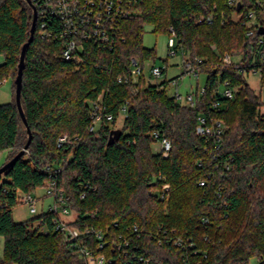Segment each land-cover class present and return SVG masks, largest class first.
Listing matches in <instances>:
<instances>
[{
  "label": "trees",
  "instance_id": "1",
  "mask_svg": "<svg viewBox=\"0 0 264 264\" xmlns=\"http://www.w3.org/2000/svg\"><path fill=\"white\" fill-rule=\"evenodd\" d=\"M257 1L239 0V7L228 0H143L121 21L112 48L84 41L81 57L74 61L62 56L59 37H42L37 20L21 95L32 140L17 163L0 175V264H83L75 243L54 229L53 212L21 221L14 217L19 193H33L51 178L77 214L71 224L116 232L137 224L144 250L160 262L186 264L182 249L169 241L182 237L191 238L198 251L188 254V264H250L254 256L264 264V101L240 68L248 63L260 32L249 36L243 20L233 19L247 6L264 22V0L262 5ZM33 16L28 0H0V81L12 82V100L0 101V154L6 152L9 159L28 142L15 79ZM201 16L205 20L199 23ZM147 24L170 34L172 27L177 46L207 73L206 90L197 94L195 106L170 95L168 79L147 82L144 66L150 60L154 66L157 59L155 48L143 43ZM225 53L242 59L225 64ZM227 80L236 89L232 99L221 95ZM101 93L114 119L91 131V101ZM214 100L220 107L212 105ZM124 105L122 135L108 145ZM201 113L225 123L219 144L197 133ZM155 133L171 140L168 157L155 152ZM63 134L78 139L59 148ZM48 165L61 170L49 173ZM164 182L171 188L161 198L158 189ZM41 218L44 230L36 225Z\"/></svg>",
  "mask_w": 264,
  "mask_h": 264
},
{
  "label": "built area",
  "instance_id": "2",
  "mask_svg": "<svg viewBox=\"0 0 264 264\" xmlns=\"http://www.w3.org/2000/svg\"><path fill=\"white\" fill-rule=\"evenodd\" d=\"M143 0H31L33 6L37 11V20H39V32L42 37L60 38L62 40V56L67 61H74L81 57V52L84 49V41H92L95 44L104 46L105 48H112L115 43V38L120 33L121 21L131 16L136 7L141 4ZM230 4H239V0H228ZM258 5H262L260 0ZM233 19L243 20L247 28L249 36L260 32V28L264 26L258 13L253 8L244 7L240 12L233 14ZM205 17L201 16L197 22H202ZM211 21V18H208ZM52 22L54 24H52ZM171 36L168 41L169 54L175 53L178 48V40L171 27ZM178 47V48H177ZM215 48V45L211 46ZM242 56L234 57L230 53H225L222 56V61L225 64H235L240 62ZM199 62L201 60H198ZM135 71L139 74L141 67L135 58L132 59ZM240 68L250 73H256L260 76V81L264 75V34L260 33L256 44L252 50L248 63H242ZM167 71L166 66L154 65L151 67V74L160 77ZM199 68L197 61L189 59V56L184 53L182 75L199 76ZM122 77L119 78L122 81ZM174 79V80H173ZM178 83L179 78L169 79V82ZM205 86L197 88L187 93L186 96L180 93H175L173 96L182 104L195 106L197 101V94H204ZM236 89L230 83L225 81L222 85L221 95L224 98H234ZM214 107H220V101L214 100ZM91 124L89 129L95 131L99 128L104 120H113L114 114L107 112L104 106L103 93L99 94L96 100L91 101ZM120 112L124 118L127 117L126 105H124ZM225 123L216 116L201 113L198 116L196 131L200 135L213 138L219 144L221 137L225 132ZM159 138V134L155 133ZM78 139L77 136L69 134L61 135L57 140L59 148L72 144ZM160 146L159 152L163 157H168L172 148V142L166 137L158 139ZM229 168V166H227ZM45 170L49 173L58 174L59 167L48 165ZM201 181L200 184H204ZM46 186V194L52 196L53 201L48 204L46 211L53 212L54 229L62 232L70 242H74L78 248V253L83 259V264H168L160 262L156 257L146 253V245H142L140 240L144 233L140 231L137 224L133 227L129 226L125 231H111L110 228H101L92 224H84L82 227L71 224L76 216L67 220V216L72 215L73 209L71 207L70 198L68 194L58 186L56 178H51ZM171 186L168 182H164L158 189V195L164 198ZM24 200L29 204L31 213L37 214L38 198L33 193L24 194ZM85 194H82L84 197ZM44 212V211H42ZM41 212V213H42ZM96 216L95 214L93 215ZM36 225L46 229V223L43 218L36 221ZM174 231V230H173ZM155 237V232L150 234ZM175 246L182 249L184 253V260L186 264L189 263L190 252L197 254L195 244L192 239H184L182 237H172L169 239ZM159 243L162 242L160 238Z\"/></svg>",
  "mask_w": 264,
  "mask_h": 264
},
{
  "label": "rangeland",
  "instance_id": "3",
  "mask_svg": "<svg viewBox=\"0 0 264 264\" xmlns=\"http://www.w3.org/2000/svg\"><path fill=\"white\" fill-rule=\"evenodd\" d=\"M171 34L169 32H155L154 26L151 24H147L145 26V31L143 35V43L146 47H153L156 50L157 59L155 61V65L157 66H166L167 71L160 77H156L151 74V65L153 62L150 60L144 66L143 72L146 75L147 82L156 83L160 82L163 79H172L179 78L177 84L173 82H169L167 91L170 95H174L175 93H180L183 96H186L188 92L192 90H196L197 88H201L204 86L207 80L206 72H199V76H190V75H182V65L184 58V50L183 48H178L175 53L169 54L168 41ZM187 55V54H186ZM237 57V56H234ZM168 58V61L165 62L164 59ZM4 60L3 56L0 54V63ZM174 80V79H173ZM247 80L253 90L260 94V98L264 101V84L260 81L259 74L250 73L247 76ZM12 82L10 79H6L0 81V101L1 102H9L12 100V92H11ZM261 112L264 114V105L261 108ZM124 116L121 113L118 117L116 128H121L123 123ZM29 135L27 136V140ZM160 146L158 143L154 144L155 152H158ZM9 156L6 155V152L0 154V164L6 163L9 159ZM24 193H19L18 203L14 208V216L16 220H26L36 215L31 213L29 210V204L24 200ZM33 195L38 198L37 202V214L42 211H46L48 208V204L53 201L52 196L46 194V186L38 187ZM76 216V212L73 211L72 215L67 216V220H71ZM3 237L0 235V255H3ZM260 260L258 257L254 256L250 259V264H259Z\"/></svg>",
  "mask_w": 264,
  "mask_h": 264
},
{
  "label": "water",
  "instance_id": "4",
  "mask_svg": "<svg viewBox=\"0 0 264 264\" xmlns=\"http://www.w3.org/2000/svg\"><path fill=\"white\" fill-rule=\"evenodd\" d=\"M28 2L31 4V6L33 7L34 10V16H33V22H32V27H31V35L28 39V41L23 45L22 47V52H21V56H20V62H19V69H18V74L17 77L15 79V84H16V91H15V99H16V104L20 113V116L23 120V122L27 125V129L29 132V139L28 142L26 143L25 147L18 152L14 157H12L11 159H9L6 163H4L2 166H0V175L9 167L13 166L14 164L17 163V161L23 156V154L25 153L26 149L28 148L31 140H32V132H31V128L28 125L27 122V118L25 115V112L23 110V106H22V99H21V95H22V86H23V71H24V66H25V56H26V51L28 46L30 45V43L33 41L34 36H35V32H36V28H37V11L36 8L33 6L31 0H28ZM240 3H239V7H240ZM260 33L264 34V26H262L260 28ZM122 135V129L121 128H115L111 131L109 140H108V145L113 144L116 140H118L120 138V136Z\"/></svg>",
  "mask_w": 264,
  "mask_h": 264
},
{
  "label": "crops",
  "instance_id": "5",
  "mask_svg": "<svg viewBox=\"0 0 264 264\" xmlns=\"http://www.w3.org/2000/svg\"><path fill=\"white\" fill-rule=\"evenodd\" d=\"M50 203H51V202H50ZM50 203H49V204H50ZM14 217H15V216H14Z\"/></svg>",
  "mask_w": 264,
  "mask_h": 264
}]
</instances>
